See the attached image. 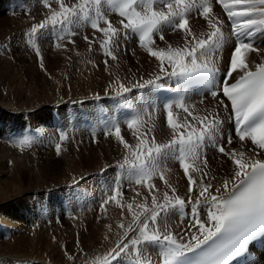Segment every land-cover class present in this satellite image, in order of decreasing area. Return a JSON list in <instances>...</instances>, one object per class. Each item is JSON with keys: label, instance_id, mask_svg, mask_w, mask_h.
Instances as JSON below:
<instances>
[{"label": "snow or ice", "instance_id": "1", "mask_svg": "<svg viewBox=\"0 0 264 264\" xmlns=\"http://www.w3.org/2000/svg\"><path fill=\"white\" fill-rule=\"evenodd\" d=\"M55 3L58 7L45 0L48 12L30 26L31 38L51 28L56 34L55 47L66 50L64 42L74 44L73 37L79 35L76 29L87 25L99 38L85 35L84 40L90 47L97 42L111 60L118 59L113 49L119 46V41L134 34L141 47L158 61L159 72L152 78L131 87L119 79L113 81L116 96H123L131 88L169 87L166 79L195 80L205 85L201 94L210 95L227 113L224 118L219 111L205 110L201 114L195 104L189 105L184 98L167 103L164 109L171 138L164 143L158 142L154 135L156 125L151 112L126 121L135 144L125 139L119 123L109 128L108 135H115L125 149L118 167L128 168L129 184L146 189L149 195L143 197V202H137L141 193L133 189L135 196L128 202L119 178L108 187L110 194L106 193L101 209L106 211L109 203H115L127 216L115 226H107L109 233L115 227L116 238L95 258L94 264H120L122 258L132 264H230L245 256L249 257L246 264H264L249 252L251 243L264 240V49L255 43L258 35H264V0H77L71 4L55 0ZM105 5L118 15L110 18ZM214 5L222 9L230 22L227 34L225 20L215 14ZM192 14L206 23V32L197 34L193 30ZM168 30L181 34L183 44L175 47L168 44L164 35ZM157 38L165 41L166 47H158ZM226 45L230 57L222 72L220 54ZM33 47L43 68L40 48ZM251 54L261 56L260 61L248 59ZM104 63L107 65L108 60ZM174 108L184 115L174 118ZM225 119L232 122L233 128L226 141L222 131ZM233 134L242 145L250 141L252 154L232 147ZM66 138L60 135V140ZM32 142L26 135L19 139L18 146L30 147ZM207 145L216 148L233 165L230 177L222 178L218 186L213 183L217 177L208 171L204 154ZM60 149L57 143L58 154ZM168 160L176 161L187 178L186 197L178 195L166 178ZM156 180L163 182L165 191H160ZM187 205H191L188 213ZM170 214H179L181 223L186 215L190 216L187 228L174 232L167 223ZM150 246H158L156 259L147 251Z\"/></svg>", "mask_w": 264, "mask_h": 264}, {"label": "rangeland", "instance_id": "2", "mask_svg": "<svg viewBox=\"0 0 264 264\" xmlns=\"http://www.w3.org/2000/svg\"><path fill=\"white\" fill-rule=\"evenodd\" d=\"M23 1L24 5L28 8L27 12L23 11H26V9L22 7L23 4L20 6L17 1L10 2L9 0H0V142L2 135L15 133L14 137L16 139L13 141V144L10 145L12 147V151L15 152V154L17 153L15 155L17 160L16 163H14V160L13 162L6 159L3 160L4 156L2 158V155H4V152L0 149V222L8 225L10 224V226L12 225L17 228L13 229V231H19L18 234L14 236L13 241L19 246L17 253L24 254V256L21 255L20 258H16L12 254H6L8 252L0 245V252L2 253H0V260L9 259L11 262H15V264H51L52 262V264H82L80 259L81 256L78 253H75L78 255H74L75 257H79L78 259H75V261L73 260V262H68L66 259L64 250H66L67 247L69 248L68 251L72 253L69 255L73 256V252L70 248L72 239L83 232L84 228L86 233L89 232V235L93 238L92 240L96 241L98 239L96 243H103L106 241L104 239L105 235L109 234L108 236H110L111 234L108 232L107 226L109 224L115 226L116 222L118 223L122 218L127 216L126 211H119L115 203H109L106 207V211L101 209L102 201L105 198L108 189L106 187H109V182L106 185L100 182V188L93 186L89 190L88 188L86 189L89 191L86 193H90L92 196L97 197L94 205L90 206H86L84 202V185H87V183L89 185L95 184L96 177L100 178L104 176V173L107 174L109 171L111 173L109 178L110 181L114 174V171L112 172L113 166L112 168H107L105 166L111 163L117 165V163L119 164L122 162L125 155V149L122 147L123 149H119L117 151L112 150L111 154L109 148L112 146L114 147L115 145L111 144V139L105 135V133L108 132H103L102 128L98 126L97 128L100 131L96 132L97 138L95 134L90 131V129L87 127L83 128L82 126L79 131H77L76 128L67 129V140L64 139L62 140V143H60L61 149L59 152L60 154H58L56 151V144L58 141L55 139H59V137L56 135L54 136L52 133L53 128L51 126L50 116V113L52 112L51 110L55 107L56 109H54L59 113L65 108L69 109L70 106H72V108H78L79 103H81L89 108V115L92 116L93 113L91 111L96 105L98 96L104 95V105L110 112V108L113 109V105L115 107L114 103L118 105L123 100L129 101V97L133 95L135 97L134 102H137L135 108L139 115H144L143 112L145 113L147 111L152 113L153 121L156 125L155 127H157L155 128L157 131L155 130L154 132L157 141L162 142L164 139L167 141L171 138V131H167L163 125L157 122L160 121L158 117L160 112V114H162L163 109L158 110L155 107H150V111L147 109V103L149 101L151 106H153V102L151 100L152 96L151 98L149 97L151 94V91L150 94L148 92L149 87L145 90L146 92L144 93V98L139 97L140 94L138 93H140V90H137V88H131V91L125 93L123 96H116L113 92V81L119 79L131 87L133 83L141 82L154 77L156 71H159V64L155 58L151 60V55L146 54V52L143 53L139 50V52H134L133 47H114V54L121 55L117 56V60H111L109 57L104 55L103 50L97 42L92 43L90 47L89 43L83 38L85 35L81 34L73 38L75 41L74 44H68L67 41L64 42L67 45L66 50L63 48L57 49L55 47L56 39L54 37L51 38L49 32L48 36L44 38L46 29L42 30L37 38L33 39L28 35L30 32V26L40 21L44 15H46L48 10L42 4V0H37L38 2L35 0ZM48 2H51L53 7H58L55 0H48ZM72 2L76 3L77 0H72ZM66 3L71 4V1L66 0ZM38 4L42 7L41 11ZM114 22H116L115 19ZM76 30L82 34L87 32L86 35L90 38L94 36L99 38V34L96 32L91 35L90 31L94 30L91 29L90 26L86 25ZM166 32L167 38L165 41L168 44H171L174 47L183 44L181 34L172 32L171 30ZM171 36H179V39H177V42L172 43L171 40L173 39L170 38ZM122 40L127 42L125 43L122 41L123 44H130L127 40ZM165 41H162V46L160 47H166ZM156 43L157 46L160 45V41H156ZM33 45L40 48L44 62L43 68L40 67V58L35 55ZM262 45L264 46V44ZM262 45L258 47H262ZM106 59L108 60L107 65L104 63ZM260 59L261 57L258 58L256 62H259ZM166 80L168 81V79ZM53 83H55V85ZM48 91H50L51 94ZM54 94L55 96H53ZM51 98L56 99L55 103H51ZM9 99L14 102L18 101V103L17 107L13 106L16 108H9L11 112L13 111L12 113L9 112V114L5 115L4 113L6 111H4L5 108L3 107L5 105H3V103ZM146 99L148 100L147 103H145L147 101ZM194 99L195 98L193 97L191 98V100ZM202 99L205 101L203 104L200 103L201 105L198 106V110L205 109L204 105L208 103L207 101L209 97H200L199 101ZM70 103L72 104L70 105ZM15 110H17V112H15ZM74 111L75 110L73 109V113ZM57 117L59 124L63 129L67 128L68 125L77 126L81 124V122H79V124L76 122V117L73 121L68 119L66 123L62 114H57ZM8 123L10 124V127L6 130L5 127ZM162 123L167 125V121H162ZM98 125L100 124L98 123ZM30 126L33 129L34 135H27L28 127ZM78 128L80 127L78 126ZM45 129L48 130L49 133L45 131ZM128 130L127 125L122 126V135L129 143H136L133 134L130 133V130L128 132ZM26 135L30 136L33 140L30 147L21 148L18 144L15 145L16 142L18 143L19 138H23ZM233 143L236 147L239 146V143L236 140H233ZM211 148H208L207 150H211L212 153H215V151H213V147ZM63 150L64 152L66 151L64 154ZM238 151H246L249 154H252L248 149ZM214 153L211 155L212 158L205 153L208 159V165L215 161L221 163L224 158V156L219 155L218 152H216V154ZM27 155H29L28 160L37 159L35 164L40 168L41 173L39 176L34 173V170H32L34 164L31 163V165L30 163H26ZM60 155H62V157ZM214 157L216 159H214ZM223 160L225 164H231L227 161L226 157ZM13 169L21 171L22 173L24 180V183L22 182V187H19L21 181L20 178L17 180V186V184L14 183L13 179L10 177V172ZM121 170L124 174V170ZM95 172H97V175L93 176ZM18 173L17 175L19 176ZM107 177L108 176H105L106 181ZM167 178L169 183L176 188L177 194L180 196L183 195L184 197L187 193L186 189L188 187L185 175L183 177H178V175L174 172L170 173ZM161 182L162 181L155 183L157 184V187H159L160 191L163 192L166 189L163 182ZM184 182H186V184H184ZM130 186L131 185L126 184L123 185L125 198L127 200L129 199V202L132 201V198L135 196V193L133 192L139 191L142 193L144 191V188H138V186L136 187L138 189L134 191L130 189L132 188ZM147 193H142V196L140 198L137 197L136 199H140V202H143V197L146 196ZM87 197L89 199L87 201L93 203L94 200L88 195ZM150 202L151 198L149 196L148 203L150 204ZM23 210L25 211V215H18L19 212L23 213ZM43 210L53 212H48L46 214L44 212L43 214ZM64 210L73 211H67L65 214ZM28 211L34 213V216L38 213L42 216L44 215L43 223L41 222L39 224L34 222L32 219L33 217H30ZM1 214L9 215L8 219H11V221L2 218ZM174 215L176 217L174 220L175 223L173 222V216H171L172 220L170 221V228L173 231L178 228L176 226L179 224V222H177L179 214ZM35 223L38 225H35ZM39 225L40 227L42 226L45 228L43 236H38L36 233L37 226L39 227ZM71 226H73L77 232L72 231ZM58 227L59 229L62 227V229L58 230ZM94 228L97 229V231ZM46 229H49V232L46 231ZM79 231L80 233H78ZM115 231L116 229L114 227L112 233H115ZM97 232H99V236ZM94 236L96 237L94 238ZM113 237H115V234ZM46 238L48 240H45ZM33 239L35 242H33ZM0 240L2 242L7 240L1 230ZM6 244L9 243L5 241L3 246L6 247ZM98 245L101 244L98 243ZM102 247L105 246H101V248ZM156 248H158V246H152V248L149 247V253L153 255ZM156 258L157 257L155 256L154 259ZM124 262H121L120 264H126Z\"/></svg>", "mask_w": 264, "mask_h": 264}, {"label": "bare ground", "instance_id": "3", "mask_svg": "<svg viewBox=\"0 0 264 264\" xmlns=\"http://www.w3.org/2000/svg\"><path fill=\"white\" fill-rule=\"evenodd\" d=\"M105 7H106V9H107V13L106 14H108L110 17H112V18H115L116 16H117V14L115 13V12H113L112 10H111V8L109 7V6H107V5H105ZM214 11H215V14L217 15V16H219V17H221L222 19H223V16H222V14H221V12L219 11V9L214 5ZM190 25H191V27L193 28V30L197 33V34H199V33H201V32H205L204 31V28L206 27V25H205V22L203 21V20H198V19H196V20H192L191 22H190ZM224 29H225V33L227 34L228 33V30L224 27ZM180 36V35H179ZM179 36H174V37H170V38H172L173 40H171V42L173 43V42H177V39H179L178 37ZM26 37V36H25ZM261 40V42L262 43H264V39H260ZM122 39L119 41V43H122ZM183 41V40H182ZM123 42H125V43H127L126 41H123ZM179 42V41H178ZM180 43V42H179ZM178 44V43H177ZM258 47V46H257ZM259 48H261V49H264V46L262 45V47H259ZM229 51V46L228 45H226L225 46V48H224V51H223V55H222V57H223V60L221 61L222 63L223 62H225V56H227V52ZM222 54V53H221ZM261 56H258V55H256V54H251L249 57H248V59H250V60H252V61H254V62H256V60L258 59V58H260ZM70 58V57H69ZM84 62V61H83ZM114 62V61H113ZM157 62V61H156ZM12 63V62H11ZM86 64V63H85ZM156 64V63H155ZM79 65V64H78ZM146 65V64H145ZM153 65V64H152ZM141 66V65H140ZM155 66V65H154ZM253 68H254V63L251 65ZM85 68V67H84ZM83 70V69H82ZM113 70V69H112ZM144 70V69H143ZM154 70V69H153ZM85 71V70H84ZM88 71V70H87ZM145 71V70H144ZM147 75V74H146ZM148 76V75H147ZM146 78V77H145ZM59 79V78H58ZM56 83V82H55ZM55 83H53L54 85H55ZM67 83V82H66ZM53 85V86H54ZM153 88V87H152ZM152 88H151V94H150V98H151V96H152ZM56 89V88H55ZM76 89V88H75ZM48 92H50V91H48ZM54 93H56V92H54ZM50 94H51V92H50ZM138 94H140V93H138ZM47 95V94H46ZM52 96V95H51ZM51 96H49V97H51ZM53 96H55V94L53 95ZM204 96H208L209 97V99H208V103L207 104H209V102H212V100H211V96H209V95H204ZM148 97V96H147ZM10 98V97H9ZM52 98H54V97H52ZM51 98V103H55V100L56 99H52ZM189 98H192V97H189ZM10 99H12V98H10ZM6 100V101H4V103H3V105H5L3 108H5V110L4 111H6L4 114L5 115H7V114H9V112H11V110L9 109V108H12L13 106H16L17 107V103H18V101H11V100ZM13 99H15V98H13ZM16 100V99H15ZM142 100H145V99H142ZM141 100V101H142ZM147 100V99H146ZM151 100H152V102H154L155 101V99L153 98V96H152V98H151ZM187 101H188V99H187ZM205 101V100H204ZM3 102V101H2ZM148 102V100L145 102V103H147ZM144 103V104H145ZM143 104V105H144ZM150 104V101L147 103V109H149V111H150V109L151 108H154V106H151V104ZM54 105H56V104H54ZM53 105V106H54ZM112 105V104H111ZM117 105V104H116ZM142 105V106H143ZM206 105V104H205ZM204 105V106H205ZM105 106V105H104ZM124 106H127V105H124ZM16 107H13V108H16ZM113 107H114V105H113ZM146 107V106H145ZM151 107V108H150ZM55 107H53L52 108V112L50 113V116H51V120H52V117L54 116V115H56L57 116V112H56V108L54 109ZM105 108H106V106H105ZM142 108V107H141ZM135 110H136V108H135ZM144 110V109H143ZM146 110V109H145ZM147 111V110H146ZM13 112V111H12ZM11 112V113H12ZM15 112H17V110H15ZM92 112V111H91ZM148 112V111H147ZM23 113V112H22ZM142 113V112H141ZM146 113V112H145ZM144 112H143V114H145ZM106 114L108 115V116H112L111 115V113L107 110V108H106ZM138 114V111L136 110V115ZM25 115V114H24ZM122 117V116H121ZM125 119V117H122V119ZM126 118H128V117H126ZM129 119V118H128ZM92 121V120H91ZM92 123H94V121H92ZM100 124V123H99ZM100 126V125H99ZM9 127H10V124L8 123V125L5 127L6 128V130H8L9 129ZM61 128V127H60ZM155 128H157V127H155ZM156 130V129H155ZM98 131H100L99 129H98ZM157 131V130H156ZM155 132V131H154ZM1 133V132H0ZM15 134V133H14ZM14 134H9V135H2L1 136V142H0V149L4 152V155H2V158H3V156H4V158H3V160L4 159H6V160H10V161H12L13 162V160L15 161L14 163H16V160H17V158H16V154H15V152H13L12 151V147H11V145L10 144H13V141H15V137H14ZM102 134H103V132H102ZM160 134V133H159ZM105 135L108 137V138H110L111 139V144H113V145H115L114 147L112 146V147H110L109 148V150H110V153L112 154V150L113 151H117V150H119V149H123L122 147H123V145H121V143H119L118 142V140L116 139V137H115V135H108V133H105ZM155 135V134H154ZM66 136V135H65ZM157 136H158V134H157ZM20 139V138H19ZM134 139H135V137H134ZM66 140H67V138H66ZM65 140V141H66ZM18 141V140H17ZM115 141V142H114ZM226 141V140H225ZM135 142H136V139H135ZM64 143V142H63ZM18 143L16 142V144L15 145H17ZM135 144V143H134ZM67 145V144H66ZM65 146V145H64ZM110 146V145H109ZM232 147H236V145L233 143V145H232ZM208 149V148H207ZM207 149H204L205 151H207ZM210 149V148H209ZM211 150H212V148H211ZM210 150V151H211ZM62 151V150H61ZM125 151V150H124ZM66 152V151H65ZM64 152V150H63V154L65 153ZM246 152V151H245ZM124 153V152H123ZM60 154V153H59ZM246 154H249L248 152H246ZM219 155H221V154H219ZM250 155V154H249ZM61 157H62V155H60ZM64 156V155H63ZM66 156V155H65ZM1 157V156H0ZM69 157H70V155H69ZM219 157H221V156H219ZM2 158H1V160H2ZM64 158H66V157H64ZM71 158V157H70ZM211 158H212V156H211ZM225 158V157H224ZM223 158V159H224ZM29 159V155H27V161H26V163H32V164H34V166H33V169L32 170H34L33 172L35 173V174H37L38 176L40 175V168L39 167H37L38 165H36L35 163L37 162L36 160L37 159H33V160H28ZM67 159V158H66ZM72 159H73V157H72ZM210 159V158H209ZM214 159H216L215 157H214ZM222 159V161H221V163H219V162H213V163H211V164H209L208 165V171H209V173H210V175L211 176H215V177H217V180L216 181H213V183L214 184H217V186H218V182L219 181H221L222 180V178H224V177H230V175H231V172H232V169H233V165H231V164H225ZM212 161V160H211ZM210 163V162H209ZM13 164V163H12ZM11 164V165H12ZM31 164V165H32ZM3 165V164H2ZM14 166H15V164H14ZM12 169V168H11ZM124 170V174L123 175H125L126 177L128 176V173H129V169L128 168H125V169H123ZM10 172V171H9ZM19 172V173H18ZM17 173L19 174V176L17 175ZM37 176V177H38ZM10 177L13 179V182L14 183H18L17 182V180L20 178L21 179V181H20V185H19V187H22L23 185H22V182L24 183V180H23V175H22V173H21V171H18V170H12L11 172H10ZM162 183V182H161ZM184 184H186V182H184ZM162 185V184H161ZM17 186H18V184H17ZM130 187H132V188H130V189H135V190H137L138 188H136L137 186H135L134 184L132 185V186H130ZM141 188V187H140ZM159 188V187H158ZM132 190H130V191H132ZM187 190V189H186ZM147 193V190L146 189H144V191L142 192L143 194L144 193ZM133 193H135V192H133ZM141 193V194H142ZM187 194L188 193H186L185 195H184V197H186L187 196ZM147 195H149L148 193H147ZM146 195V196H147ZM132 196V195H131ZM134 196V195H133ZM142 196V195H141ZM140 196V197H141ZM139 197V198H140ZM182 197H183V195H182ZM127 200V199H126ZM129 200V199H128ZM127 200V201H128ZM141 200L139 199H137V202H140ZM129 202V201H128ZM131 202V201H130ZM190 208H191V205H187L186 206V209H185V211H188V212H190ZM119 209V211H121V209L120 208H118ZM24 211V210H23ZM27 211V210H26ZM29 211H31V210H29ZM28 211V212H29ZM62 211V210H61ZM115 211V210H114ZM50 212V211H49ZM59 212V211H58ZM122 212V211H121ZM27 214V213H26ZM62 214V213H61ZM201 214L203 215V210L201 211ZM18 215H20V216H22V215H25V211L22 213V212H19L18 213ZM29 215H30V217H33L32 219H33V221L34 222H36V223H43V220H44V217L40 214V213H38L37 215L35 214V216H34V213H31V212H29ZM8 216L9 215H7V214H1V217L2 218H4V219H6V220H10L11 221V219H8ZM60 216V215H59ZM171 216H173L172 214H170V216H169V218H168V220H167V223L169 224V226H170V221L172 220V217ZM97 217V216H96ZM43 218V219H42ZM100 218V217H99ZM180 220H181V217L179 218ZM185 219V222L183 223V224H181V226L180 227H178V228H176L174 231L176 232V233H180V232H182L185 228H187V221L190 219V216L188 217V218H184ZM39 221V222H38ZM90 221V220H89ZM96 221V220H95ZM71 222V221H70ZM85 222V221H84ZM35 223V225H38V224H36ZM95 223V222H94ZM117 223V222H116ZM116 223H115V225H116ZM34 224V223H33ZM58 225V224H57ZM74 225V224H73ZM91 226V225H90ZM72 227V231H76L75 229H74V227L73 226H71ZM98 227V226H97ZM96 227V228H97ZM100 227V226H99ZM19 228V227H18ZM104 228V227H103ZM13 229H17V228H15V226H10V224L8 225V224H5V223H2V222H0V230H1V232L3 233V235H4V237L5 238H7V240H5V241H7L9 244H6L5 246L6 247H4L3 246V244L5 243V241L4 242H2L1 240H0V245L3 247V249L5 248V250L8 252V253H6V254H12V255H14V257H16V258H20L21 257V255L22 256H24V254H18L17 253V249L19 248V246H18V244H16V242H14L13 241V238H14V236L15 235H17L18 234V232L19 231H17V230H14L13 231ZM55 229H57V228H55ZM60 229H62V227L60 228ZM59 229V227H58V230H60ZM95 229V228H94ZM99 229V228H98ZM105 229V228H104ZM113 229H114V227H113ZM49 230V229H48ZM47 229H46V231H48ZM51 230V229H50ZM64 230V229H63ZM71 230V229H70ZM93 230V229H92ZM96 231H97V229H95ZM102 230V229H101ZM108 230V229H107ZM44 232H45V228L44 227H40V225H39V227L37 226V229H36V233H37V235L38 236H40V235H42L43 236V234H44ZM49 232V231H48ZM67 232V231H66ZM77 232V231H76ZM35 233V234H36ZM57 233V232H56ZM78 233H80V231L78 232ZM99 232H97V234H98ZM104 233V232H103ZM34 234V235H35ZM59 234H60V232H59ZM58 234V235H59ZM75 234V233H74ZM97 234H96V236H97ZM105 234V233H104ZM57 235V236H58ZM106 235H109V234H106ZM113 235H114V233H111L110 234V238L108 239V240H106V241H104L103 243H101V242H98L99 244H101V245H98V243H96V241L98 240H96V241H94V240H92L93 238L89 235V232L88 233H86L85 231H84V228H83V232H81L80 234H78V236H75L74 237V239H72V241H71V244H70V248H71V250H72V252H73V256L74 255H80L81 256V263L82 264H85V256H87V261H88V264L90 263H92V264H94V261H95V258L97 257V256H99V255H101L108 247H110L111 246V244H112V241L116 238V237H113ZM41 236V237H42ZM48 236V235H47ZM51 236H52V234H51ZM53 236H54V233H53ZM96 236H94V238L96 237ZM98 236H99V234H98ZM97 236V237H98ZM36 237V236H35ZM45 237V236H44ZM34 238V237H33ZM48 238V237H47ZM45 239V240H48V239ZM36 239V238H35ZM39 239V238H38ZM34 240V239H33ZM62 240V239H61ZM51 241V240H50ZM33 242H35V240L33 241ZM32 242V243H33ZM63 242V241H62ZM55 244V243H54ZM67 244V243H66ZM101 246H105V247H102L101 248ZM49 247V246H48ZM85 247H86V249H85ZM101 248V249H100ZM150 248H152V246H150ZM1 250V249H0ZM48 250V249H47ZM62 250V249H61ZM69 250V248L67 247V249L66 250H64V254H66L65 256H66V259H67V261L68 262H73V260H70L68 257L70 256L69 254H72L71 252H69L68 251ZM60 251V250H59ZM4 252V251H3ZM57 252V251H56ZM1 253V252H0ZM5 253V252H4ZM3 253V254H4ZM14 253V254H13ZM23 253V252H22ZM34 253V252H33ZM36 253V252H35ZM42 253V252H41ZM75 253H78V254H75ZM2 254V253H1ZM60 254H61V252H60ZM28 255V254H27ZM58 255V254H57ZM251 255L252 256H254V257H257V258H259V259H261L262 261H264V240H261V241H259V242H257V243H255L254 245H253V247H252V251H251ZM5 256V255H4ZM34 256V255H33ZM11 257V256H10ZM26 258V257H25ZM31 258V257H30ZM79 258V257H78ZM6 259H7V257H6ZM11 259V258H10ZM12 259H14V258H12ZM79 259V260H80ZM123 260L125 259V258H122ZM61 260V259H60ZM78 260V261H79ZM92 260V261H91ZM75 261V260H74ZM17 262V261H16ZM49 263V262H48ZM53 263V262H52ZM51 263V264H52ZM76 263V262H75ZM78 263V262H77ZM0 264H15V262H11L9 259L8 260H0ZM64 264V263H63ZM68 264H70V263H68ZM74 264V263H73ZM239 264V263H238Z\"/></svg>", "mask_w": 264, "mask_h": 264}]
</instances>
